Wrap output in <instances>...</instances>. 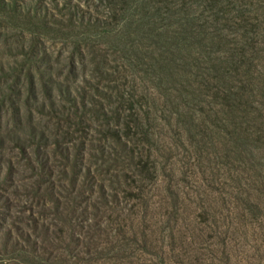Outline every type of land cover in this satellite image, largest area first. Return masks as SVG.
Wrapping results in <instances>:
<instances>
[{
	"label": "rangeland",
	"instance_id": "1",
	"mask_svg": "<svg viewBox=\"0 0 264 264\" xmlns=\"http://www.w3.org/2000/svg\"><path fill=\"white\" fill-rule=\"evenodd\" d=\"M200 3L0 0V264H264V89L203 87Z\"/></svg>",
	"mask_w": 264,
	"mask_h": 264
},
{
	"label": "trees",
	"instance_id": "2",
	"mask_svg": "<svg viewBox=\"0 0 264 264\" xmlns=\"http://www.w3.org/2000/svg\"><path fill=\"white\" fill-rule=\"evenodd\" d=\"M200 2L199 36L202 48H209L208 44L217 47L213 53L214 58H210L211 67L203 68V87L214 92L215 97L220 100L219 104L234 114L235 120H248L249 110L255 104L256 92L264 89L263 84L256 82V78L264 80V77L260 75L257 63L255 51L260 42L256 41L257 26L249 17L252 11L242 9L238 5L240 0ZM210 82L212 88L208 86ZM237 114H241V117H237ZM262 117L260 114L258 120Z\"/></svg>",
	"mask_w": 264,
	"mask_h": 264
}]
</instances>
